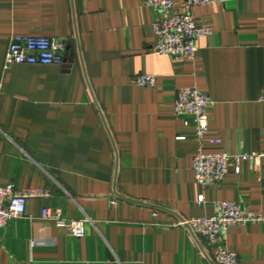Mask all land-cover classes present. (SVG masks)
<instances>
[{
    "label": "crops",
    "instance_id": "0c3cea01",
    "mask_svg": "<svg viewBox=\"0 0 264 264\" xmlns=\"http://www.w3.org/2000/svg\"><path fill=\"white\" fill-rule=\"evenodd\" d=\"M193 16L213 33L193 60L175 61L154 50L145 0H0V187L50 192L0 230V264H213L217 247L180 222L213 216L217 202L264 215V157L200 186L193 119L174 112L179 92L197 88L212 101L208 152L264 154V0ZM15 36L54 39L68 61L6 67ZM143 74L156 87L137 86ZM45 209L87 218L85 236L60 231ZM226 246L241 264H264V224L232 227Z\"/></svg>",
    "mask_w": 264,
    "mask_h": 264
},
{
    "label": "built area",
    "instance_id": "2783aa9c",
    "mask_svg": "<svg viewBox=\"0 0 264 264\" xmlns=\"http://www.w3.org/2000/svg\"><path fill=\"white\" fill-rule=\"evenodd\" d=\"M175 1L145 0L146 6L152 9L156 16L154 33L157 41L154 50L157 54L168 56L175 61L193 60L197 51V41L213 33L210 26L201 25L196 21L193 11L199 7L226 5L232 0H185L182 12L176 11ZM64 48L62 43L50 38L15 36L9 45L5 65L63 67L66 64ZM157 82V77L148 74L135 78V84L144 88H154ZM259 101L264 102V89L260 93ZM211 104L209 95L197 88L180 91L174 104L175 117L193 119L199 147L193 159L192 171L196 183L204 187L220 185L232 165L235 166L236 173L240 174L243 163L258 161L264 157V154L256 152L239 155L208 152L205 147L210 126L208 109ZM189 125L190 122L186 121V126ZM49 196L50 192L46 190L22 191L12 184L1 186L0 230L7 227L12 220L26 214L29 200ZM204 200L203 196L199 197V204H203ZM42 218L55 223L60 231L76 238L85 236L87 218L66 219L61 211L51 209H45ZM247 224H264V215L250 211L237 202H217L213 216L179 223L180 226L191 229L197 238H203L208 246L217 247L212 258L213 264H241L238 253L226 246V236L232 227Z\"/></svg>",
    "mask_w": 264,
    "mask_h": 264
},
{
    "label": "water",
    "instance_id": "95a60500",
    "mask_svg": "<svg viewBox=\"0 0 264 264\" xmlns=\"http://www.w3.org/2000/svg\"><path fill=\"white\" fill-rule=\"evenodd\" d=\"M67 61H68V60L66 59V63H67Z\"/></svg>",
    "mask_w": 264,
    "mask_h": 264
}]
</instances>
